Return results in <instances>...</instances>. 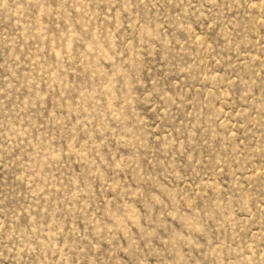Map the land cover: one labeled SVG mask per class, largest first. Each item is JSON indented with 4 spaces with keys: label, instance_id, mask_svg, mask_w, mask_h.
<instances>
[{
    "label": "rangeland",
    "instance_id": "obj_1",
    "mask_svg": "<svg viewBox=\"0 0 264 264\" xmlns=\"http://www.w3.org/2000/svg\"><path fill=\"white\" fill-rule=\"evenodd\" d=\"M0 264H264V0H0Z\"/></svg>",
    "mask_w": 264,
    "mask_h": 264
}]
</instances>
